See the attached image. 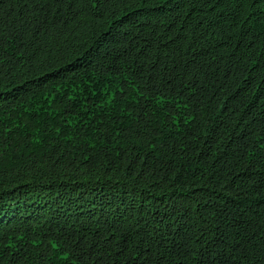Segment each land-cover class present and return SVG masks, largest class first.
<instances>
[{"label":"trees","instance_id":"16d2710c","mask_svg":"<svg viewBox=\"0 0 264 264\" xmlns=\"http://www.w3.org/2000/svg\"><path fill=\"white\" fill-rule=\"evenodd\" d=\"M0 264H264V0H0Z\"/></svg>","mask_w":264,"mask_h":264}]
</instances>
